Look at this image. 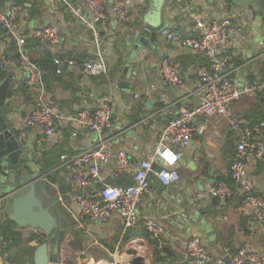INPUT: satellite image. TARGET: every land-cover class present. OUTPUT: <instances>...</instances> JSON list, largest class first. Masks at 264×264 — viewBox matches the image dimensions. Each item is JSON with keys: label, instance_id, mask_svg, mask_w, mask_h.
I'll list each match as a JSON object with an SVG mask.
<instances>
[{"label": "crops", "instance_id": "obj_1", "mask_svg": "<svg viewBox=\"0 0 264 264\" xmlns=\"http://www.w3.org/2000/svg\"><path fill=\"white\" fill-rule=\"evenodd\" d=\"M72 1L89 11L87 0ZM125 1L114 0V5ZM130 1L133 22L113 18L105 25H98L94 32L80 25L61 2L52 6L45 0H0L3 10L15 4L23 6L19 17L22 33L29 34L46 25L59 30V40L55 43L27 38V54L46 70L43 88L25 83L16 41L7 38L0 42V60L8 62L0 68V84L8 80L13 93L6 102L15 122L14 128L21 138L30 140L36 150L34 173L30 177L42 176L43 182L55 188L63 207L76 222L68 239H77L79 247L75 249L64 243L59 261L65 264H133L135 256L129 251L136 249L138 255L144 257V264H191L186 259V246L194 236L200 237L206 250L216 258H227L242 248L264 254V225L257 221L255 208L244 203L241 194L226 201L200 197L220 180L232 184L231 163L238 135L227 120L217 115L195 118L198 131L192 143L183 149L180 180L164 186L152 176L158 192L143 196L139 206L141 222L129 229L124 228L119 214L105 223L82 218L76 186L68 171L59 167L63 155L82 152L98 143L99 135L75 122L63 121L55 134L39 142L40 127L26 125L40 99L66 114L84 109L94 111L108 101L113 113L112 126L105 131L104 138L109 146L114 151L126 150L135 164L147 158L154 151L168 120L177 116L182 108H193L199 102L197 68L211 64L195 48L170 41L162 33V29H169L182 38L192 36L195 19L190 14L193 12L207 21L234 16L241 31L232 33L221 54L229 57L230 78L238 89L264 83V41L254 28L252 15L231 0H187L184 4L176 0ZM147 24L157 27L154 40L149 39L148 46L130 61L128 50L134 46L133 38ZM99 54L108 64L107 72L100 76L84 74L80 66L65 67L61 74L57 73L54 63L57 57L81 60ZM166 56L180 68L184 86L171 85L164 80L160 64ZM82 73L84 75L80 76ZM230 109L233 117L249 124L264 120V91L257 89L243 94ZM254 141L264 147V133L256 135ZM202 146L210 158L211 171L204 166ZM114 163L111 160L101 167L99 178L84 191L85 195L98 192L104 184L133 183L131 174L119 179L113 177ZM249 176L256 194L264 197V156L252 157ZM146 219H154L163 226L165 246L174 252L164 256L168 257V262H154L155 251H161L162 255L163 249L145 227ZM13 230L20 239L9 241L8 246L4 245L0 232V264H35V250L43 239L39 241V234H31L30 228L18 224ZM31 236L37 238L28 240Z\"/></svg>", "mask_w": 264, "mask_h": 264}, {"label": "built area", "instance_id": "obj_2", "mask_svg": "<svg viewBox=\"0 0 264 264\" xmlns=\"http://www.w3.org/2000/svg\"><path fill=\"white\" fill-rule=\"evenodd\" d=\"M55 6L59 2L73 14L80 25L94 32L98 24H107L111 19L117 18L125 22H133L134 14L130 9L131 1L113 5L107 8L105 0H87L89 11L72 0H45ZM184 4L187 0H176ZM143 2V1H141ZM23 6L11 5L8 9H0V42L5 39L17 43V53L21 58V67L25 76V83L30 87L43 88L45 85L46 70L31 59L26 52L27 38L32 37L46 43H55L59 40V30L55 26L46 25L34 29L29 34L20 30V14ZM190 16L195 19V31L192 36L180 37L169 29H162V33L170 41H178L181 45L195 48L204 54L211 62L210 65H200L197 68L199 85V102L193 108H182L181 112L168 120L160 134L154 151L138 164H135L128 152L124 149L114 151L104 138V133L112 126V108L108 101L102 102L94 111L84 109L76 113L66 114L58 112L51 104L40 99L31 115L26 121L28 127L39 126L41 137L39 142L45 141L55 134L56 129L63 121L75 122L81 128L96 132L100 140L75 155H63L60 168H65L72 178L76 189V200L81 208V217L105 223L115 214L122 218L124 228L129 229L141 222L139 206L146 193L155 194L158 187L154 184L152 176L159 182L168 186L180 180V159L183 149L188 147L198 131L194 120L199 115L212 117L217 115L230 123L238 135L236 149L231 163L232 184L224 180L215 183V186L201 194L203 198H216L231 200L236 194H241L244 203L255 208L256 219L264 225V197L256 194L255 185L250 180L249 169L252 157L262 158L264 147L259 146L254 138L264 133V120L252 124L243 122L232 116L231 105L243 94L252 90H263L264 83L253 84L251 87L238 89L230 78L229 57L221 54L228 46L232 33H239L234 16L207 21L194 12ZM57 73L61 74L65 67L80 66L83 73L89 76H100L107 72L106 58L99 54L96 57H85L81 60L70 57H57L54 60ZM6 59L0 60V68L7 66ZM160 73L164 80L171 85L184 86L185 80L178 65L168 56L163 57L160 64ZM167 153L168 155H165ZM114 160L113 177L131 174L133 183L120 186L117 184H104L102 188L92 194L85 195L84 191L100 176L101 167ZM145 227L158 240V247L163 249L166 242L163 239L164 228L154 219H146ZM4 245L9 241L4 239ZM133 247V246H132ZM186 259L191 264H264V254L242 248L233 255L214 257L203 245L201 238L192 237L186 246Z\"/></svg>", "mask_w": 264, "mask_h": 264}, {"label": "water", "instance_id": "obj_3", "mask_svg": "<svg viewBox=\"0 0 264 264\" xmlns=\"http://www.w3.org/2000/svg\"><path fill=\"white\" fill-rule=\"evenodd\" d=\"M105 1L108 7H113L114 0ZM231 1L252 15L254 28L259 38L264 41V0ZM97 24L101 26L100 22ZM156 32L157 27L150 24L136 32L133 38L134 46L128 50L130 61H134L135 56L148 46L149 39L154 40ZM100 52L102 53L101 50ZM82 75L84 74H80ZM12 94L8 80L0 84V224L10 220L30 228L31 234L41 236L39 238L43 241L35 250V264H65L59 261L64 243L75 249L79 247L77 239H68L76 227V222L63 207L56 189L54 192L43 182L42 176L30 177L34 173L36 150L30 140L21 138L15 131V122L10 116L11 111L6 102L12 98ZM199 117L205 115L196 118ZM201 148L206 159L204 166L211 171L207 151L204 146ZM23 178L26 179L25 182H21ZM216 199L219 197L214 198ZM129 254L135 256L133 264H144V257L138 255V250L131 249ZM170 254L173 255L174 252L165 246L162 256Z\"/></svg>", "mask_w": 264, "mask_h": 264}, {"label": "trees", "instance_id": "obj_4", "mask_svg": "<svg viewBox=\"0 0 264 264\" xmlns=\"http://www.w3.org/2000/svg\"><path fill=\"white\" fill-rule=\"evenodd\" d=\"M13 226H17V224L13 221H10V220L1 224L0 232L2 233V236H4L3 237L4 239H6L8 241L20 239V236L18 235V233L13 230ZM35 238H37V237L31 236L28 238V240L35 239ZM39 241H42V239L39 238ZM6 248L8 249L9 247H6ZM3 251H5V250H3ZM167 258L168 257L162 256L161 251H159V250H156L154 253V262H168Z\"/></svg>", "mask_w": 264, "mask_h": 264}, {"label": "rangeland", "instance_id": "obj_5", "mask_svg": "<svg viewBox=\"0 0 264 264\" xmlns=\"http://www.w3.org/2000/svg\"><path fill=\"white\" fill-rule=\"evenodd\" d=\"M55 188H52V190L55 192V190H54Z\"/></svg>", "mask_w": 264, "mask_h": 264}, {"label": "snow or ice", "instance_id": "obj_6", "mask_svg": "<svg viewBox=\"0 0 264 264\" xmlns=\"http://www.w3.org/2000/svg\"><path fill=\"white\" fill-rule=\"evenodd\" d=\"M165 155H168L167 153H165Z\"/></svg>", "mask_w": 264, "mask_h": 264}]
</instances>
